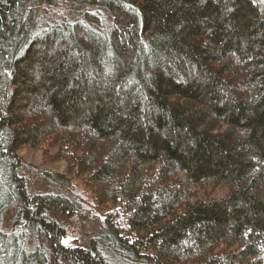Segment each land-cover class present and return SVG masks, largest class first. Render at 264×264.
<instances>
[{
  "label": "trees",
  "instance_id": "1",
  "mask_svg": "<svg viewBox=\"0 0 264 264\" xmlns=\"http://www.w3.org/2000/svg\"><path fill=\"white\" fill-rule=\"evenodd\" d=\"M58 1L84 8L40 26ZM21 147L110 204L101 234L62 243L77 202L29 194ZM60 261L264 264V0L0 2V264Z\"/></svg>",
  "mask_w": 264,
  "mask_h": 264
},
{
  "label": "rangeland",
  "instance_id": "2",
  "mask_svg": "<svg viewBox=\"0 0 264 264\" xmlns=\"http://www.w3.org/2000/svg\"><path fill=\"white\" fill-rule=\"evenodd\" d=\"M36 5L34 16L38 19L40 26L64 18H78L80 9L84 8L68 1H58L52 6ZM42 148L21 147L17 150V154L24 162L21 174L25 178L27 191L29 194L54 192L74 198L77 202V209L74 212L63 214L54 211L53 213L54 217L65 227V234L61 239L62 243L68 246L76 243L85 245L89 237L103 232L106 208L110 204H98L92 191L81 181V177L68 175L69 179L60 183H52L48 180L44 175L46 171L64 172L67 164L64 159L54 157L55 147H45L46 150ZM227 191V187L220 186L215 188L211 194L214 197H223L227 194ZM197 197H203V193L199 191ZM17 205V203H14L3 212L1 228L6 231H23L24 243L29 247L34 244L42 246L41 239L31 233L28 228L26 230L22 228L21 224H13ZM51 264H54V262H51ZM56 264L67 263L60 261Z\"/></svg>",
  "mask_w": 264,
  "mask_h": 264
},
{
  "label": "snow or ice",
  "instance_id": "3",
  "mask_svg": "<svg viewBox=\"0 0 264 264\" xmlns=\"http://www.w3.org/2000/svg\"><path fill=\"white\" fill-rule=\"evenodd\" d=\"M0 2H3V0H0ZM229 11H231V9H229ZM36 78L39 79V73L36 74ZM249 231H251V229Z\"/></svg>",
  "mask_w": 264,
  "mask_h": 264
}]
</instances>
